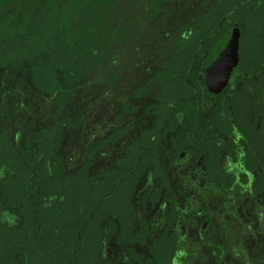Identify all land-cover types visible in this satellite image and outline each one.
<instances>
[{"label": "rangeland", "instance_id": "obj_1", "mask_svg": "<svg viewBox=\"0 0 264 264\" xmlns=\"http://www.w3.org/2000/svg\"><path fill=\"white\" fill-rule=\"evenodd\" d=\"M233 1H103L89 13L100 22L90 69L69 82L58 63L76 56H34L46 45L34 34L54 26L32 14L43 2L45 18L65 16L83 1L4 0L0 264H68L75 237L52 231L76 213V264H143L161 235L176 240L170 264H264V0H241L235 19L224 16ZM229 31L227 83L214 90L200 69V100L181 119L191 58L203 59L208 33Z\"/></svg>", "mask_w": 264, "mask_h": 264}, {"label": "trees", "instance_id": "obj_2", "mask_svg": "<svg viewBox=\"0 0 264 264\" xmlns=\"http://www.w3.org/2000/svg\"><path fill=\"white\" fill-rule=\"evenodd\" d=\"M75 1V0H71ZM80 4L82 7H77L75 11L68 9L63 14L51 17L47 16L46 18L43 16L41 10L45 9V3L41 2L37 5V8L33 11V21L45 22L51 26H54L53 31L45 32L44 37H41L37 33H35L36 38H40L43 40L45 46H42L43 49H37L34 56L39 57L40 60H49V55L57 54L62 55L66 51L73 52V56H76L77 60L75 63L69 61L68 59H61L56 60L60 61L58 66L61 68H69L71 71L73 70V75H68L69 82L76 77L84 76L90 69V59H91V52L92 47L97 39V25H100V22L94 21L89 14L92 9L96 8L99 4L103 1H110V0H82ZM4 4V0H0V7ZM245 1H233L231 7L224 13L229 18L235 19L237 18L244 9L247 8L248 5H245ZM47 11V10H46ZM42 14V15H41ZM35 16V17H34ZM86 16V22L82 25L79 32L76 31V28L70 24V22L74 18L77 17H84ZM72 21V22H73ZM215 28V27H214ZM29 32L31 30H28ZM234 31H229L226 34L222 35L219 38H213L212 33H208L203 39L200 46L196 49L195 52L201 51L203 55V59L200 58V55L196 53V56L191 58V61L187 67L185 77H186V90L180 91L177 99L174 102L175 105V113L181 117V119L189 118L190 113L195 110V107L200 100V90L198 89V84L196 78L200 69H203L205 73L206 82L209 86L212 84V79L209 75L210 64L212 58L216 51L218 50L221 42L225 37L230 35ZM48 37H45V36ZM22 39L21 36H19ZM71 41V43H70ZM54 44V46L52 45ZM56 44V46H55ZM69 44L70 48L67 46ZM39 50V51H38ZM28 54V53H27ZM26 54V60H31L32 57H29ZM65 62V63H63ZM229 83L225 86L227 88ZM216 166V162L214 158L211 157L210 163L208 165ZM71 195V193L69 194ZM73 196V195H72ZM73 197H68L71 201ZM76 204V201H75ZM35 210V209H34ZM38 212H33L28 216L27 222L30 223L31 221L37 220L39 217L37 216ZM78 214L76 213L72 217H68L65 219L61 226H58L55 230H57V235L54 234L52 231L53 236L57 237V240L60 238H68V237H75L72 241V250L70 251V261L68 264H76L77 263V251L79 248V240L76 238L77 231L76 226L78 225L77 221ZM132 217H129V219ZM131 222V221H130ZM72 233V235L70 234ZM68 241L70 239H67ZM176 240L175 237L172 235L166 236L161 235L158 238L154 239L150 245L151 249V257L145 260L143 264H170V261L174 255Z\"/></svg>", "mask_w": 264, "mask_h": 264}, {"label": "water", "instance_id": "obj_3", "mask_svg": "<svg viewBox=\"0 0 264 264\" xmlns=\"http://www.w3.org/2000/svg\"><path fill=\"white\" fill-rule=\"evenodd\" d=\"M237 50L238 35L232 32L223 39L210 64L209 75L214 90H220L227 83L230 70L236 64Z\"/></svg>", "mask_w": 264, "mask_h": 264}]
</instances>
